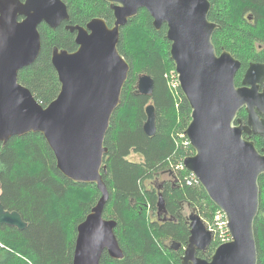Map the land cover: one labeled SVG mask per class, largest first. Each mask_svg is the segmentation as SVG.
Segmentation results:
<instances>
[{
    "label": "water",
    "instance_id": "water-1",
    "mask_svg": "<svg viewBox=\"0 0 264 264\" xmlns=\"http://www.w3.org/2000/svg\"><path fill=\"white\" fill-rule=\"evenodd\" d=\"M114 15L108 26L94 17L86 25L66 24L75 33L73 51L53 47L51 63L60 81L54 100L42 106L18 81V72L32 64L41 49L38 27L55 29L69 20L63 0H0V142L29 132L43 135L59 171L73 182L94 183L100 192L95 205L77 225L72 264H99L104 250L123 257L114 233L116 221L105 219L109 198L101 171L108 148L104 144L111 117L121 102L130 65L118 51L120 28L147 10L159 30L166 25L170 59L180 90L191 109L183 134L193 154L183 166L194 175L212 203L227 220L230 240L220 243L209 260L197 255L213 240L198 213L187 216L190 229L181 264H257L254 221L259 211V177L264 175V149L258 150L244 134L264 138V65L251 63L242 86H235L238 60L212 41L218 24L209 20V0H105ZM259 84L263 90L259 91ZM136 88L150 95L153 80L140 74ZM247 111L243 123L237 114ZM145 134H154L153 104L145 107ZM26 228L27 223L0 203V225Z\"/></svg>",
    "mask_w": 264,
    "mask_h": 264
},
{
    "label": "trees",
    "instance_id": "trees-1",
    "mask_svg": "<svg viewBox=\"0 0 264 264\" xmlns=\"http://www.w3.org/2000/svg\"><path fill=\"white\" fill-rule=\"evenodd\" d=\"M69 20L55 29L39 25L41 49L36 60L18 72V81L36 100L47 106L56 98L60 81L51 63L53 47L73 51L75 33L66 24L81 25L94 17L114 23L105 0H63ZM209 20L218 24L212 41L217 52L225 42L240 52V84L251 60L264 62V0H209ZM248 17H252L249 20ZM147 10L140 8L120 28L118 51L130 65L121 102L114 111L104 144L108 152L101 171L109 198L105 219H114V233L123 252L115 259L103 251L99 264H181L190 229L185 207H190L208 225L218 209L203 187L185 168H176L193 154L185 147L183 134L191 109L180 88H169L165 73L174 69L166 25L156 30ZM259 50V51H257ZM140 74L153 80L150 95L136 88ZM153 104L156 129L148 136L143 130L145 107ZM238 117L245 121L244 109ZM258 150L264 149L260 135H244ZM136 155V159L130 156ZM190 181V182H188ZM259 211L254 221L258 262L264 264V175L259 177ZM100 192L94 183H79L65 177L56 166L53 151L41 133L29 132L0 142V203L17 211L26 228L0 225V264H72L77 225L95 205ZM219 242L197 255L209 260Z\"/></svg>",
    "mask_w": 264,
    "mask_h": 264
},
{
    "label": "built area",
    "instance_id": "built-area-1",
    "mask_svg": "<svg viewBox=\"0 0 264 264\" xmlns=\"http://www.w3.org/2000/svg\"><path fill=\"white\" fill-rule=\"evenodd\" d=\"M165 78L167 79V83L170 89L178 90V88H180L178 74L175 69L167 71L165 73ZM180 136L185 137L182 142L185 147L191 146L189 139L184 134H180ZM176 168H184L183 160L182 162H179L178 165H176ZM191 178L198 182L192 173ZM207 229L212 232L213 236H215L219 244L230 240V234L227 229V220L220 209H217L213 213L212 220L207 225Z\"/></svg>",
    "mask_w": 264,
    "mask_h": 264
},
{
    "label": "flooded vegetation",
    "instance_id": "flooded-vegetation-1",
    "mask_svg": "<svg viewBox=\"0 0 264 264\" xmlns=\"http://www.w3.org/2000/svg\"><path fill=\"white\" fill-rule=\"evenodd\" d=\"M251 18H252V17H248L249 20H252ZM228 43H229V42L226 41V42H225V46H220V51L217 52V50H216V52H217V54H219L222 50H225V51L229 52V53L233 56L234 59H236V60L239 61L240 66H239V68L237 69V71H236V73H235V75H234V82H235V86L240 87V86H242V80H243L244 74H245L246 70L248 69L249 65H250L251 63H261V64L264 65V62H255V61H253V60H251L250 62H248L247 67L245 68V70H244L243 73H242V76H241V79H240V84H237V83H236V75H237L238 70H239L240 67H241V61H240V59L237 58V57H239L240 52H238L237 49H236V50H232V49L230 48V47L232 46V44H228ZM263 46H264V44H258V45H257L258 49L262 48ZM257 51H259V50H257ZM262 90H263V85H262V84H259V91H262ZM242 109H244L245 112H246V120H245V121L241 120V119L238 117V114H237V117H238L243 123H246V121H247V111H246L245 107L241 108L240 110H242ZM240 110H239V111H240ZM260 118L264 120V115H263V114H260ZM252 134H255V133L244 134V135L250 136V135H252ZM255 135H258V134H255ZM248 140H250V139H248Z\"/></svg>",
    "mask_w": 264,
    "mask_h": 264
},
{
    "label": "rangeland",
    "instance_id": "rangeland-1",
    "mask_svg": "<svg viewBox=\"0 0 264 264\" xmlns=\"http://www.w3.org/2000/svg\"><path fill=\"white\" fill-rule=\"evenodd\" d=\"M130 158L131 159H136L137 158V156L136 155H132V156H130ZM185 212H186V214H187V216L189 215V213H191L192 212V209L190 208V207H185Z\"/></svg>",
    "mask_w": 264,
    "mask_h": 264
}]
</instances>
